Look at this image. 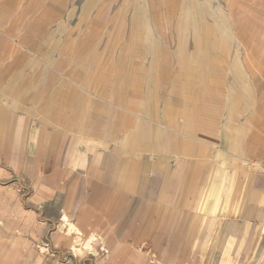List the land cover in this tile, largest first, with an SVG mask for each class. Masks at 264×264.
<instances>
[{
  "label": "crops",
  "instance_id": "0c3cea01",
  "mask_svg": "<svg viewBox=\"0 0 264 264\" xmlns=\"http://www.w3.org/2000/svg\"><path fill=\"white\" fill-rule=\"evenodd\" d=\"M53 3L0 0V185L48 253L264 264L263 17L94 3L73 40Z\"/></svg>",
  "mask_w": 264,
  "mask_h": 264
},
{
  "label": "rangeland",
  "instance_id": "374dc122",
  "mask_svg": "<svg viewBox=\"0 0 264 264\" xmlns=\"http://www.w3.org/2000/svg\"><path fill=\"white\" fill-rule=\"evenodd\" d=\"M60 1H65L66 10L65 18L71 26L68 27L71 39H78V32L83 33L87 30V18L90 14V7L94 3H100V7H106L107 4L115 5L116 9L124 5L131 7L133 0H52V13L58 12L56 9ZM161 8L179 9L177 0H159ZM167 1V2H166ZM196 6L206 4L207 12L210 11L212 25L222 23H232L236 25L235 18L264 19V0H184ZM183 3V0H182ZM185 4V3H184ZM186 4V5H187ZM210 4V5H209ZM221 4V5H220ZM183 6L185 13H195L193 18H198L199 8H190L188 5ZM194 7V6H193ZM165 11V10H164ZM205 13V11H204ZM203 13V14H204ZM227 16V17H226ZM260 25L264 22L259 21ZM81 24V26H79ZM261 29H264L262 26ZM67 42V55L70 54V45L74 42ZM250 44L249 42L244 43ZM250 46V45H249ZM246 48V47H245ZM250 49V47H247ZM246 48V49H247ZM264 48L259 47V67L258 80L259 85H264ZM71 51V50H70ZM74 55V53H72ZM246 61V58L244 59ZM250 61V58H248ZM263 61V63H261ZM18 190L14 187L0 185V264H60L48 253L41 242L40 227L37 225L35 218L28 214L22 207L19 200Z\"/></svg>",
  "mask_w": 264,
  "mask_h": 264
}]
</instances>
